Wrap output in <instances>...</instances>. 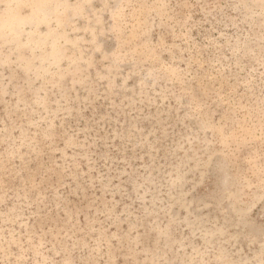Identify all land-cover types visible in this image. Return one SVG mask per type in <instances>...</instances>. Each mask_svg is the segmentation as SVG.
<instances>
[{
    "label": "rangeland",
    "instance_id": "1",
    "mask_svg": "<svg viewBox=\"0 0 264 264\" xmlns=\"http://www.w3.org/2000/svg\"><path fill=\"white\" fill-rule=\"evenodd\" d=\"M0 264H264V0H0Z\"/></svg>",
    "mask_w": 264,
    "mask_h": 264
}]
</instances>
